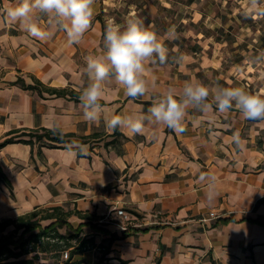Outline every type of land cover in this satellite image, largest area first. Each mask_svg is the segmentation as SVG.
I'll list each match as a JSON object with an SVG mask.
<instances>
[{"label": "crops", "instance_id": "1", "mask_svg": "<svg viewBox=\"0 0 264 264\" xmlns=\"http://www.w3.org/2000/svg\"><path fill=\"white\" fill-rule=\"evenodd\" d=\"M15 2L0 0V14ZM110 3L96 0L91 28L75 45L55 28L51 38L37 40L0 15V141L11 130L54 126L90 138L82 144L84 151L73 150L75 155L37 144L3 147L0 166L12 191L0 182V223L49 207L80 212L68 222L73 228L84 225L81 237L94 240L96 247L59 264H264V121L246 120L235 109L220 113L214 104L208 112L189 108L181 135L153 125L137 135L109 132L103 120L96 126L83 119L77 88L87 79L85 58L103 51ZM213 4L220 7L219 0H143L147 14L142 20L168 47L169 59L148 65L150 87L144 97L133 100L111 81L102 105L118 115L147 114L155 96L169 87L180 91L192 79L248 89L246 78L232 66L235 59L227 63L240 49L229 40L234 34L227 16L211 13ZM155 6L168 16H152ZM39 22L47 27L48 17L40 14ZM181 55L184 60L177 63ZM18 78L69 89L76 96L44 92L41 97L11 85ZM235 132L243 150L231 141ZM201 173L214 177V183L201 182ZM211 212L217 217L209 219ZM108 244L105 253L100 246Z\"/></svg>", "mask_w": 264, "mask_h": 264}, {"label": "clouds", "instance_id": "2", "mask_svg": "<svg viewBox=\"0 0 264 264\" xmlns=\"http://www.w3.org/2000/svg\"><path fill=\"white\" fill-rule=\"evenodd\" d=\"M96 0H16L5 6L4 20L9 25L18 24L31 37L45 41L53 35L50 29L66 33L69 45L79 44L91 28L95 14ZM245 15L253 19L264 18V5L260 0H247ZM48 17V26L39 22V16ZM84 75L77 88L83 119L89 124L99 126L103 120L109 132L125 130L129 135L143 134L146 125L163 126L181 135L186 129V116L189 108L208 112L213 104L220 113L232 109L238 110L246 120L264 121V94L252 92L243 86H214L192 79L184 81L180 91L169 87L165 92L152 100L147 114L132 113L118 115L110 112L101 101L105 98V85L114 81L120 86L125 96L137 100L149 92L150 83L146 78L149 64H164L169 59V49L143 20L135 13L126 20L122 27L115 20L109 19L104 34L103 51L86 58ZM184 57H177L182 63ZM251 63L264 64V52L255 56ZM155 77H152L151 88L155 89ZM211 97V103L209 98ZM52 131L63 134L62 129L54 126ZM231 141L237 149L243 150L244 142L239 132L233 133ZM84 151V147L73 141L67 151L75 155L73 149ZM214 177L201 173V182L211 181ZM206 193L211 202L214 199L213 184L209 183Z\"/></svg>", "mask_w": 264, "mask_h": 264}, {"label": "trees", "instance_id": "3", "mask_svg": "<svg viewBox=\"0 0 264 264\" xmlns=\"http://www.w3.org/2000/svg\"><path fill=\"white\" fill-rule=\"evenodd\" d=\"M262 40L264 41V37ZM177 42L173 41V43ZM11 85H19L24 90L37 92L41 97H43L44 92L56 97L76 96L74 91L48 88L37 80L34 81V84L29 85L24 79L18 78ZM89 139V137L78 138L72 133L60 134L47 128L18 129L6 133L4 140L0 141V150L6 145L15 143L32 147L37 144L47 148H67L73 141L82 145L87 144ZM0 182L12 191V184L1 166ZM72 215H80V212L65 210L62 207H49L36 209L16 219H7L1 222V233L10 227L13 229L7 234L0 235V264H46L43 261L48 260H53L55 264H59L65 251H68V259H70L74 254H82L96 247L94 240L81 237L84 225L77 228L70 225L68 219ZM44 221L51 223L43 226ZM64 226L67 227V231L62 234L59 229ZM115 239L116 236H112L111 242ZM74 241L76 242L74 243ZM100 248H103L106 253L110 244L106 247L100 246ZM62 264L73 263L68 260Z\"/></svg>", "mask_w": 264, "mask_h": 264}, {"label": "rangeland", "instance_id": "4", "mask_svg": "<svg viewBox=\"0 0 264 264\" xmlns=\"http://www.w3.org/2000/svg\"><path fill=\"white\" fill-rule=\"evenodd\" d=\"M143 0H111V9L108 13L109 18L115 20L116 23H121L123 27L126 20L135 13L142 20L143 15L147 14L146 9L141 5ZM153 2L156 0H152ZM264 5V0H260ZM220 7L213 4L211 13L223 12L227 16L230 27L233 28V34L229 38L238 44L240 52L234 56L231 54L228 59V64L232 65L231 60L235 59L236 72L245 77L249 83L248 89L252 92H260L264 94V64H253L251 60L264 52V18L253 19L245 15L247 9V0H219ZM156 5V4H155ZM168 16L166 11L160 12V9L155 6L152 16L163 17ZM236 17V20L234 19ZM147 20H143L145 26ZM50 221H44L43 226L49 224ZM64 231V229L62 230ZM83 229V233H85ZM75 242V241H74ZM62 260H66L62 255ZM51 262V260H49ZM53 262V260H52Z\"/></svg>", "mask_w": 264, "mask_h": 264}, {"label": "built area", "instance_id": "5", "mask_svg": "<svg viewBox=\"0 0 264 264\" xmlns=\"http://www.w3.org/2000/svg\"><path fill=\"white\" fill-rule=\"evenodd\" d=\"M116 212L118 213V215H119L121 218H123V220H124V219L127 220V221L130 220V215H129L127 212H124L122 209H117ZM216 217H217L216 213H215V212H211V213L209 214V217H208V218L211 219V218H216ZM123 229H125V230L128 229V226H124ZM63 257H64L65 259L68 258V251H65V252L63 253Z\"/></svg>", "mask_w": 264, "mask_h": 264}]
</instances>
